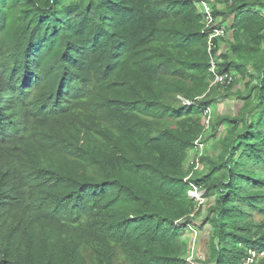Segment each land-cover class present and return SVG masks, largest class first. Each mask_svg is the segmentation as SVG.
<instances>
[{"label": "trees", "instance_id": "trees-1", "mask_svg": "<svg viewBox=\"0 0 264 264\" xmlns=\"http://www.w3.org/2000/svg\"><path fill=\"white\" fill-rule=\"evenodd\" d=\"M212 9L229 85L193 0H0V264H186L188 226L198 264L264 249V0Z\"/></svg>", "mask_w": 264, "mask_h": 264}, {"label": "built area", "instance_id": "built-area-1", "mask_svg": "<svg viewBox=\"0 0 264 264\" xmlns=\"http://www.w3.org/2000/svg\"><path fill=\"white\" fill-rule=\"evenodd\" d=\"M197 6L198 12L201 14L202 20L201 24L203 25L202 32L206 35V51L209 56V72L213 75V79L210 81V86L218 85H229L233 81V76L227 73H219L218 64L220 62V55L224 52V43L220 41L223 38H226L228 33L226 29V23L222 21L220 17H215L213 15L212 5L217 1L221 0H193ZM180 99L187 105L191 102L185 100L181 97ZM213 110L211 107H205L202 111V124L203 131L199 137L194 141L192 158L191 162L195 163L193 169H197L199 166V157L204 153L205 143L203 142L204 136H206L210 129L212 120H213ZM190 176V175H189ZM188 176V177H189ZM187 177V178H188ZM186 178V179H187ZM191 188L187 191L189 198L193 199L197 203H202L204 190L198 188L197 186L190 184ZM196 196V197H194ZM193 216V214H190ZM188 236V253L186 256V264H198L197 258H200L197 255V248L195 249V244L197 243L198 232L194 226H188L187 228ZM264 256V250L248 249L247 257L243 264H257V260Z\"/></svg>", "mask_w": 264, "mask_h": 264}, {"label": "rangeland", "instance_id": "rangeland-1", "mask_svg": "<svg viewBox=\"0 0 264 264\" xmlns=\"http://www.w3.org/2000/svg\"><path fill=\"white\" fill-rule=\"evenodd\" d=\"M232 97V100L230 99H224L222 101H220L219 105H218V108H216L213 112V115L215 117V115H217L218 113H234L237 111V109L240 107L241 105V102L240 100H238V98H236L234 95L231 96ZM224 127V126H223ZM223 129V128H222ZM200 168V166H198ZM196 197V196H194ZM197 232H198V238H197V243L195 244V249L197 248V255L199 257H202V253L205 252L206 250V247L205 246H200V234H201V231L194 227ZM186 233V232H185ZM184 233V234H185Z\"/></svg>", "mask_w": 264, "mask_h": 264}, {"label": "crops", "instance_id": "crops-1", "mask_svg": "<svg viewBox=\"0 0 264 264\" xmlns=\"http://www.w3.org/2000/svg\"><path fill=\"white\" fill-rule=\"evenodd\" d=\"M226 24H228V22H226ZM228 35L230 36V32H228ZM224 46H225V44H224ZM227 99L232 100V97H229V98H227ZM221 101H222V100H221ZM206 238H207V232H206V231L201 232V234H200V246H201V247L205 245V240H206Z\"/></svg>", "mask_w": 264, "mask_h": 264}, {"label": "clouds", "instance_id": "clouds-1", "mask_svg": "<svg viewBox=\"0 0 264 264\" xmlns=\"http://www.w3.org/2000/svg\"><path fill=\"white\" fill-rule=\"evenodd\" d=\"M248 249H255V248H248ZM248 249H247V250H248ZM256 250H264V249H256ZM263 257H264V256H263ZM261 258H262V257H261ZM259 259H260V258H259ZM259 259H258V260H259ZM258 260H257V261H258Z\"/></svg>", "mask_w": 264, "mask_h": 264}]
</instances>
